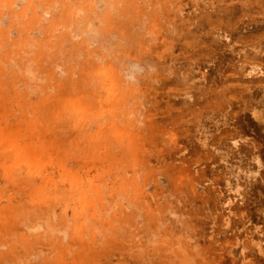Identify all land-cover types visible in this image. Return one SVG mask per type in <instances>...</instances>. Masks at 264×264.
Returning <instances> with one entry per match:
<instances>
[{"label":"rangeland","instance_id":"374dc122","mask_svg":"<svg viewBox=\"0 0 264 264\" xmlns=\"http://www.w3.org/2000/svg\"><path fill=\"white\" fill-rule=\"evenodd\" d=\"M16 1L0 264H264V0Z\"/></svg>","mask_w":264,"mask_h":264},{"label":"bare ground","instance_id":"6f19581e","mask_svg":"<svg viewBox=\"0 0 264 264\" xmlns=\"http://www.w3.org/2000/svg\"><path fill=\"white\" fill-rule=\"evenodd\" d=\"M4 1H5V0H3V2H4ZM24 1H25V0H24ZM16 2H17V1H16ZM16 2H15V3H16ZM31 2H32V0H31ZM42 2H43V1H42ZM58 2H59V0H58ZM66 2H67V1H65V4H66ZM99 2L103 3V0H102V1H99ZM18 3H21V0L18 1L17 4H18ZM0 4H1V3H0ZM58 4H59V3H58ZM97 4H98V1H97ZM99 4H100V3H99ZM107 4H108V2H107ZM2 5H3V4H2ZM2 5H0V6L2 7ZM30 5H31V3H30ZM61 5H62V4H61ZM100 5H101V4H100ZM105 5H106V3H105ZM4 6H5V5H3V7H4ZM38 6H39V5H38ZM98 6H99V5H98ZM101 6H102V5H101ZM13 7H14V6L12 5L11 8H13ZM39 7H40V6H39ZM7 8H8V7H7ZM99 8H100V7H99ZM79 10L82 11L81 9H79ZM106 10H107V8H106ZM28 11H29V9H28ZM83 11H84V10H83ZM83 11H82V12H83ZM99 11H101V9H100ZM77 12H78V10H77ZM80 13H81V12H80ZM80 13H79V14H80ZM83 13H84V12H83ZM78 16H79V15H78ZM80 16H81V14H80ZM76 17H77V16H76ZM81 17H82V16H81ZM76 19H77V18H76ZM79 20H81V19H79ZM103 20H104V19H103ZM103 20H102V21H103ZM98 21H99V18H98ZM77 22H78V21L75 20V23H76V24H79V29H80V26L82 25V23H81L82 20H81L80 23H77ZM83 24H84V23H83ZM90 24H91V23H90ZM100 24H102V23H100ZM92 25H93V24H92ZM92 25H90V26H92ZM96 25H97V24H95L94 27H95ZM104 25H105V24H104ZM72 26H73V24H72ZM74 26H76V25L74 24ZM74 26H73L72 28H74ZM90 26H89V28H90ZM87 27H88V26H87ZM89 28H88L87 31H89ZM91 28H93V27H91ZM81 29H82V27H81ZM81 29H80V31H81V33H82L85 29H82V30H81ZM94 29H95V28H94ZM96 29H98V27H96ZM96 29H95V30H96ZM99 29H100V28H99ZM73 31H74V30H73ZM77 31H78V27H77ZM92 31H93V29H91V32H90V33L88 32L90 36H89L88 34H85V31H84L83 33H84L86 36L88 35V36H89V37H88L89 39H90V37H91V39H92V38H93L92 36L95 37L94 34L97 33V31H95L96 33L93 31L94 34L91 36V33H93ZM74 33H75V32H73V34H74ZM77 33L80 34L79 31L76 32V34H77ZM80 35H81V34H80ZM97 35H99V33L96 34V36H97ZM74 36H75V34H74ZM102 37H103V36H102ZM97 38H98V37H96L95 40H97ZM91 39H90V40H91ZM34 40H35V39H34ZM105 40H106V39H105ZM88 41H89V40H88ZM98 41H99V40H98ZM100 41H101V39H100ZM93 42H95L94 45L97 43L96 41H93ZM104 42H105V41H104ZM88 43H89V42H88ZM98 43H99V42H98ZM98 43H97V44H98ZM86 44H87V43H86ZM89 44H92V43H89ZM28 45H31V44H28ZM57 45H60V44L57 43ZM83 45H84V44H83ZM100 45H101V44H99V48H100ZM102 45L104 46V43H103V42H102ZM102 45H101V46H102ZM96 46H97V45H96ZM103 46H102V47H103ZM30 47H31V46H30ZM78 49H79V48H78ZM97 49H98V48H97ZM78 51H79V50H78ZM95 51H96V49H95ZM91 53H92V52H91ZM93 54L95 55L94 57H96V56L98 55V54L95 53V52H93ZM96 54H97V55H96ZM91 56H92V54H91ZM92 57H93V56H92ZM92 57H91V58H92ZM86 59H88L87 56H86ZM94 59H95V58H94ZM25 66H26V65H25ZM30 66H31V65H30ZM32 66H33V65H32ZM23 68H24V67H23ZM23 70H24V69H23ZM17 72H18V71H17ZM31 73H32V71H31ZM24 74H26V73H24ZM101 74H102V73H101ZM27 75H28V74H27ZM27 75H26V77H27ZM99 75H100V73H99ZM103 76H104V75H103ZM103 76H102V77H103ZM22 77H24V75H23ZM24 78H25V77H24ZM97 78H98V76H97ZM25 79H26V78H25ZM30 79H31V77H30ZM99 79H100V81H102V80H101L102 78H99ZM101 84H102V83H100V87L103 86V85L101 86ZM103 84H104V83H103ZM3 87H4L3 93H5V95L7 96V93H9V92L6 93L5 86H2V89H3ZM6 87H8V86H6ZM7 89H8V88H7ZM105 89H106V86H105ZM106 90H108V89H106ZM96 94H98V93H96ZM0 95H1V94H0ZM5 95L3 94L2 98H3ZM10 95H11V94H9V96H10ZM6 96H5L4 98L7 99ZM88 96H89V95H88ZM96 96H97V95H96ZM98 96H99V94H98ZM98 96H97V97H98ZM93 97H94V95L92 94V98H93ZM95 98H96V97H95ZM99 98H100V97H99ZM41 99H42V98H41ZM87 100H88V99H87ZM90 100H91V99H90ZM90 100H89V101H90ZM95 100H99V99H95ZM19 102H20V101H19ZM38 102H39V101H38ZM8 103H9V101H8ZM32 103H33V102H32ZM3 104H4V102H3ZM52 105H53V104H52ZM94 105H96V104H94ZM94 105H93V106H94ZM31 106H32V105H31ZM16 107H18V106L16 105ZM26 107H27V106H26ZM45 107H46V106H43V108H44V112H45ZM50 107H51V106H50ZM4 108H5V106H4ZM31 108H33V107H31ZM47 108H49V107L47 106ZM13 109H14V108H13ZM23 109H24V108H23ZM26 109H27V108H26ZM28 109H29V108H28ZM33 109H34V108H33ZM29 110H30V109H29ZM34 110H35V109H34ZM38 110H39V109H38ZM6 111H7V108H6ZM51 111H52V110H51ZM74 111H78V110H74ZM12 112H13V111H12ZM26 112H27V111H26ZM44 112H43V114H44ZM52 112H53V111H52ZM4 113H5V112H3V114H4ZM45 113H47V110H46ZM48 113H49V111H48ZM48 113H47V115H48ZM35 115H36V114H35ZM77 115H78V114H77ZM7 116H8V115H7ZM24 117H25V116H24ZM36 117H38V116H36ZM80 117H81V116H80ZM5 118H6V116H5V114H4V119H5ZM10 118H11V117H10ZM31 118H33V116H32ZM78 118H79V117H78ZM82 118H83V117H82ZM1 119H2V118H1ZM25 119H26V117L24 118V120H25ZM36 119H38V118H36ZM80 119H81V118H80ZM80 119H79V120H80ZM6 120H7V119H6ZM35 121H36V120H35ZM53 121H54V119H53ZM24 122H25V121H24ZM31 123H33V122H30V124H31ZM0 124L2 125L1 122H0ZM7 124H8V122H7ZM1 125H0V126H1ZM3 125H4V124H3ZM5 125H6V124H5ZM8 125H9V124H8ZM8 125H6V128H5V129H7V126H8ZM40 125H41V123H40ZM33 126H34V128H35V127H36V124H35V125L33 124ZM97 126H98V125H97ZM15 127H17V125L14 126V128H15ZM41 127H43V126L41 125ZM10 128H11V126H10ZM12 128H13V127H12ZM32 128H33V127H32ZM37 128H38V126H37ZM97 128H98V127H97ZM3 129H4V128H3ZM5 129H4V130H5ZM23 129H24V128H23ZM4 130H3V133H2V134H4ZM21 130H22V129H21ZM97 130H98V129H97ZM9 132H10V131H9ZM9 132H8V134H9ZM29 132H30V131H29ZM29 132H28V133H29ZM37 132L40 133L39 130H37ZM37 132H36V133H37ZM43 132H44V131H43ZM43 132H42V133H43ZM91 132L93 133V131H91ZM96 132H97V131H96ZM15 133H16V132H15ZM28 133H27L26 136H28ZM8 134H7V135H8ZM29 134L31 135V132H30ZM11 135H12V134H11ZM15 135H16V134H13V137H15ZM0 136H1V134H0ZM19 136H20V134H19ZM31 136H32V135H31ZM90 136H91V134H90ZM93 136H94V135H93ZM2 137H3V135L1 136L0 141H2L3 143H5V142L3 141L5 138H3V140H2ZM10 137H12V136H10ZM13 137H12V138H13ZM33 137H34V136H33ZM38 137H39V136H38ZM97 137H98V136H97ZM16 138H17V137H16ZM39 138H40V137H39ZM43 138H44V137H43ZM32 139H33V138H32ZM93 139H94V137H93ZM6 140H7V138H6ZM6 140H5V141H6ZM27 140H28V142H29V138H28ZM27 140H26V141H27ZM8 141L11 142V138H9ZM13 141H14V139H13ZM16 141H18V138H17ZM37 141H38V140H37ZM28 142H27V143H28ZM8 143H9V142H8ZM22 143L24 144V142H22ZM22 143H21V144H22ZM38 143H40V142H38ZM21 144H20V145H21ZM30 144H31V143H30ZM32 144H33V143H32ZM32 144H31V145H32ZM34 144H35V143H34ZM48 144H50V142H48ZM1 145H2V143H1ZM5 145H6V143H5ZM10 145H11V143H10ZM10 145H9V146H10ZM12 145H13V146L11 147V149L14 148V146H15L14 144H12ZM25 145H26V144H25ZM3 146H4V145H3ZM9 146H8V147H9ZM21 146H22V145H21ZM93 146H94V145H93ZM8 147H7V149H9L8 151H10V148H8ZM19 147H20V146H19ZM95 147H96V146H95ZM95 147H94V148H95ZM0 149H1V147H0ZM16 149H17V150H16ZM23 149H24V148H23ZM23 149L21 148V150H23ZM91 149H92V148H91ZM13 150H14V149H13ZM15 150H16V151H20V148H19V150H18V148L16 147ZM5 151L8 152L7 150H4V152H3L4 155H5V153H6ZM1 152H2V151L0 150V153H1ZM18 153H20V154L22 155V160H21V159H20V160L23 162V164H22L23 166H22V165H20V166H21V167H24V163H25L24 161H26V160H23V152L21 153V151H20V152H17V154H18ZM62 153H63V152H62ZM64 153H65V152H64ZM9 154H10V153H9ZM13 154H15V153H13ZM24 154H25V153H24ZM50 154H52V152H51ZM6 155H8V153H6ZM15 155H16V154H15ZM44 155H45V154H44ZM19 156H20V155H18V158L21 157V156H20V157H19ZM51 156H53V155H51ZM51 156L49 155L48 157H51ZM0 157H2L1 154H0ZM4 157H5V156H4ZM4 157L0 158V161H1L2 159H4ZM6 157L9 158L8 156H6ZM13 157H14V155H13ZM46 157H47V156H46ZM15 158H17V156H15ZM15 158H14V159H15ZM18 158L15 159V161H16V160L19 161ZM39 158H40V157H38V159H39ZM5 159H6V158H5ZM9 159H11L10 161H14V159L12 160V156H11ZM9 159H8V160H5V161H9ZM49 159H50V158H49ZM45 160H46V159H45ZM21 161H19V162H21ZM27 161H28V160H27ZM22 162H21V163H22ZM39 162H40V161L38 160V163H39ZM51 162H52V160H51ZM4 163H5V162H4ZM6 163H7V162H6ZM9 163H11V162H8V164H9ZM13 163H14V162H13ZM15 163H16V162H15ZM8 164H7V166H8ZM25 164H26V163H25ZM27 164H28V163H27ZM45 164H46V162H45ZM45 164H44V162H43V165H45ZM51 164H52V163H51ZM2 165H3V164H2ZM14 165L17 166L18 163H17V164H14ZM34 165H35V164H34ZM48 165H49V164H48ZM53 165H54V164H53ZM4 166H6V165H3L2 168H4ZM18 166H19V165H18ZM46 166H47V164H46ZM21 167H19L18 170H20ZM32 167H33V165H32ZM29 168H30V167H29ZM34 168L36 169V168H39V167H36V165H35ZM34 168H32V169L30 168V169L33 171ZM49 169H50V168H49ZM49 169H48V170H49ZM51 169H52V166H51ZM18 170H17V171H18ZM48 170H47V172H48ZM54 170L56 171V168H55ZM15 171H16V170H15ZM25 171H26V168H25V170H23V172H25ZM27 171L30 172V170H29L28 168H27ZM34 171H35V174H36L37 172H40V174H41V172H42V170H40V169L37 170V171H36V170H34ZM64 171H65V170H64ZM5 172H6V171H5ZM43 172L47 174V172H45V171H43ZM43 172H42V173H43ZM59 172H60V171H59ZM0 173H1V168H0ZM6 173L8 174V172H6ZM12 173L14 174L13 171H12ZM30 173H31V172H30ZM50 173H51V172H50ZM50 173H49V175H50ZM3 174H4V172H3ZM7 174H6V176H7ZM31 174H32V173H31ZM38 174H39V173H38ZM26 175H27V173H26ZM42 175H43V174H42ZM0 176H1V175H0ZM14 176H16V175H14ZM27 176H28V175H27ZM34 176H35V175H34ZM36 176H37V174H36ZM38 176H39V175H38ZM38 176H37V177H38ZM40 176H41V175H40ZM51 176H53V175H51ZM56 176H57V173H56ZM15 178H16V177H15ZM35 178H36V177H35ZM41 178H42V177H41ZM45 178H47L46 175H45ZM19 179H20V178H19ZM84 179H85V178H84ZM1 180H3V178H2ZM1 180H0V181H1ZM17 180H18V176H17ZM36 180H37V179H36ZM43 180H44V178H43ZM45 180H46V179H45ZM63 180H64V179H63ZM66 180H67V179H65V183H66ZM5 181H6V180H5ZM10 181H11V180H10ZM28 181H29V180H28ZM40 181H41V180H40ZM46 181H47V180H46ZM89 181H90V180H89ZM18 182H19V180H18ZM72 182H73V181H72ZM35 183H36V182H35ZM37 183H39V181H38ZM57 183H58V182H57ZM57 183H56V184H57ZM61 183H63V182H61ZM0 184H1V183H0ZM77 184H79V181L77 182ZM2 185H3V184H2ZM30 185H31V184H30ZM36 185H37V184H36ZM36 185H35V186H36ZM45 185H46V184H45ZM8 186H9V185H8ZM57 186H58V185H57ZM70 186H71V185H70ZM70 186H69V188H70V190H71V187H70ZM83 186H84V185H83ZM85 186H86V185H85ZM49 187H50V186H49ZM61 187L64 188L63 185H62ZM76 187H77V186H76ZM76 187H75V189H76ZM78 187H79V186H78ZM86 187H87V186H86ZM9 188H10V187H9ZM12 188H14V187H12ZM16 188H17V187H16ZM55 188H56V187H55ZM73 188H74V185H73ZM44 189H45V188H42V191H45ZM58 189H59V188H58ZM77 189H78V188H77ZM2 190H3V189H2ZM29 190H30V186H29ZM33 190H34V188H33ZM54 190H56V189H53V191H54ZM81 190H83V189H80V194H81V192H83V191L85 190V188H84L83 191H81ZM17 191H18V193H20L19 190H18V188H17ZM50 191H51V190H50ZM50 191H49V193H50ZM72 191H73V193L75 192L73 189H72ZM72 191H71V193H72ZM85 191H86V190H85ZM9 192H10V191H9ZM46 192H47V191H46ZM62 192H63V191H62ZM62 192H61V193H62ZM88 192H89V191H88ZM18 193H16V194H18ZM24 193H25V192H24ZM59 193H60V192H59ZM64 193H66V192L64 191ZM64 193H63V194H64ZM73 193H72V194H73ZM5 194H6V193H5ZM16 194H15V195H16ZM31 194H32V193H31ZM63 194H61V195H63ZM74 194L76 195V193H74ZM74 194H73V195H74ZM1 195H3V194L1 193ZM21 195H22V194H21ZM43 195H44V193H43ZM48 195H49V194H48ZM48 195H47V193H46V195H44V196H47V197H48ZM53 195H55V194H53ZM64 195H65V194H64ZM66 195H67V194H66ZM81 196H82V195H81ZM81 196H79V197H81ZM55 197H56V195H55L53 198H52V197H51V198H52V199H55ZM58 197H60V194H58ZM63 197H64V196H63ZM63 197H62V198H63ZM86 197H87V196H86ZM23 198H24V197H23ZM64 198L67 199L68 197H64ZM64 198H63V199H64ZM49 199H50V198H49ZM66 199H65V200H66ZM77 199H78V198H77ZM79 199H80V198H79ZM3 200H4V199H3ZM3 200H2V201H3ZM60 200H61V198H60ZM68 200H70V199H68ZM5 201H6V200H5ZM38 201H39V200H38ZM80 201H81V200H80ZM3 202H4V201H3ZM48 202H49V201H48ZM63 203H64V202H63ZM66 203H67V202H65V204H66ZM60 204H61V203H60ZM65 204H62L63 208H64V205H65ZM67 204H68V203H67ZM83 204H84V203H83ZM51 205H52V204H51ZM4 206H5V205H4ZM4 206H3V207H4ZM8 207H9V206H8ZM65 207H66V206H65ZM72 207H73V205H72ZM66 208H67V207H66ZM74 208H76V206H75ZM15 209H16V208H15ZM67 209L69 210V208H67ZM65 210H66V209H65ZM81 211H82V208H81ZM67 212H68V211H67ZM6 215H7V214H6ZM184 261H185V260H184Z\"/></svg>","mask_w":264,"mask_h":264}]
</instances>
